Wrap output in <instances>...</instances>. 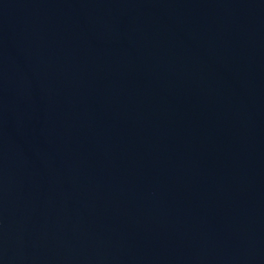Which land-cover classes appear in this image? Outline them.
<instances>
[{
  "label": "water",
  "instance_id": "obj_1",
  "mask_svg": "<svg viewBox=\"0 0 264 264\" xmlns=\"http://www.w3.org/2000/svg\"><path fill=\"white\" fill-rule=\"evenodd\" d=\"M0 264H264V0H0Z\"/></svg>",
  "mask_w": 264,
  "mask_h": 264
}]
</instances>
